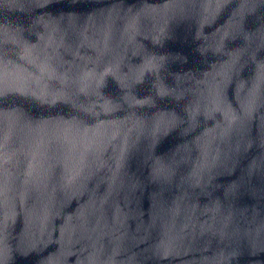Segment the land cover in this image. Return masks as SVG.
I'll list each match as a JSON object with an SVG mask.
<instances>
[{
	"label": "water",
	"instance_id": "obj_1",
	"mask_svg": "<svg viewBox=\"0 0 264 264\" xmlns=\"http://www.w3.org/2000/svg\"><path fill=\"white\" fill-rule=\"evenodd\" d=\"M0 264H264V0H0Z\"/></svg>",
	"mask_w": 264,
	"mask_h": 264
}]
</instances>
